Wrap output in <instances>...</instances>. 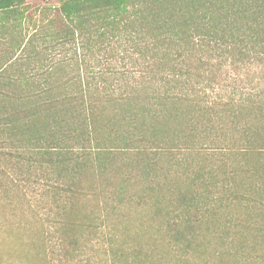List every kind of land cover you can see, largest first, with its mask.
I'll return each instance as SVG.
<instances>
[{
  "label": "trees",
  "instance_id": "obj_1",
  "mask_svg": "<svg viewBox=\"0 0 264 264\" xmlns=\"http://www.w3.org/2000/svg\"><path fill=\"white\" fill-rule=\"evenodd\" d=\"M26 1L0 0L3 20ZM59 2L47 52L12 53L0 62V149L15 155L1 159L14 168L37 166L76 192L87 182L113 180L112 191L94 195L107 205H146L163 157L184 146L226 73L264 68V0ZM135 182L142 195L130 194ZM188 230L166 233L198 238ZM253 234L263 240L264 232ZM35 246L27 264H46L45 248ZM169 251L175 255L171 243ZM205 256L218 264H264V254L260 263L230 251L208 249Z\"/></svg>",
  "mask_w": 264,
  "mask_h": 264
},
{
  "label": "rangeland",
  "instance_id": "obj_2",
  "mask_svg": "<svg viewBox=\"0 0 264 264\" xmlns=\"http://www.w3.org/2000/svg\"><path fill=\"white\" fill-rule=\"evenodd\" d=\"M59 8V0H27L10 20L0 14V62L12 53L47 52ZM206 103L184 146L163 157V174L146 205H107L94 192L112 191L115 181L87 182L76 192L37 166L6 165L1 154L15 155L0 149V264H27V252L39 249L33 245L45 248L46 264H218L205 256L208 249L260 263L264 236L257 241L253 233L264 232V68L228 71ZM143 190L136 182L129 189L133 195ZM158 213L167 218H155ZM183 228L198 238L166 233Z\"/></svg>",
  "mask_w": 264,
  "mask_h": 264
}]
</instances>
